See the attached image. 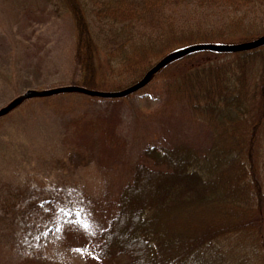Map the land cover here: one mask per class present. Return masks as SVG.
<instances>
[{
    "label": "trees",
    "instance_id": "obj_1",
    "mask_svg": "<svg viewBox=\"0 0 264 264\" xmlns=\"http://www.w3.org/2000/svg\"><path fill=\"white\" fill-rule=\"evenodd\" d=\"M43 1L71 18L82 89L98 86L96 61L111 79L132 77L111 85L120 92L182 49L264 37V0ZM154 78L210 128V145L202 153L145 149L110 202L114 214L94 256L113 264H264V45L186 54L144 87ZM69 94L100 98L60 95Z\"/></svg>",
    "mask_w": 264,
    "mask_h": 264
},
{
    "label": "rangeland",
    "instance_id": "obj_2",
    "mask_svg": "<svg viewBox=\"0 0 264 264\" xmlns=\"http://www.w3.org/2000/svg\"><path fill=\"white\" fill-rule=\"evenodd\" d=\"M55 10L0 0V110L27 91L81 80L71 18ZM95 63L98 86L83 89L114 93L111 85L131 83ZM170 93L154 78L124 98L59 94L22 100L0 117V264H113L94 256L97 234L144 150L210 145V128Z\"/></svg>",
    "mask_w": 264,
    "mask_h": 264
},
{
    "label": "water",
    "instance_id": "obj_3",
    "mask_svg": "<svg viewBox=\"0 0 264 264\" xmlns=\"http://www.w3.org/2000/svg\"><path fill=\"white\" fill-rule=\"evenodd\" d=\"M261 45H264V37L259 38L253 42L246 43V44H240V45H233V46H210V45H197L190 48L182 49L178 52H175L171 55H168L163 60L158 62L155 66H153L149 72L146 74V76L137 84L116 93H94L90 91H86L79 87H65V88H57L52 90H46L42 92H34V91H27L21 99H19L16 102H13L9 106H7L4 110H0V117L3 116L5 113L10 111L17 103H19L22 100L27 99H33V98H41L46 96H53V95H59L64 93H81L86 95H93L96 97L104 98V99H115V98H123L125 96H128L142 87H144L149 80L150 77H152L155 73H157L162 67H164L168 62H170L172 59L190 54L197 51H213L218 53H236V52H243L248 51L254 48H257Z\"/></svg>",
    "mask_w": 264,
    "mask_h": 264
}]
</instances>
